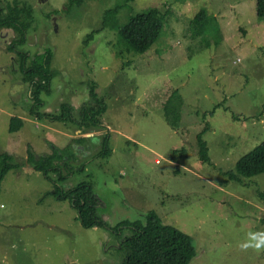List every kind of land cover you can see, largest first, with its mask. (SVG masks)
Here are the masks:
<instances>
[{
	"label": "rangeland",
	"instance_id": "obj_1",
	"mask_svg": "<svg viewBox=\"0 0 264 264\" xmlns=\"http://www.w3.org/2000/svg\"><path fill=\"white\" fill-rule=\"evenodd\" d=\"M16 1L0 0V16ZM68 1L20 0L33 7L35 22L19 50L31 58L53 53L54 77L37 115L33 88L8 50L18 33L0 29V155L21 165L0 182V264H122L120 243L129 230L118 238L83 227L71 204L55 198L57 176L49 181L30 163L31 152L55 149L75 155L62 188L91 182L108 225L145 221L154 211L194 239L190 264H264V250L240 248L249 232L264 231V174L247 178L236 170L264 143V17L257 0H86L67 8ZM117 6L118 15L106 18ZM153 7L168 11L167 23L151 50L133 53L116 24ZM201 11L211 18L208 30L196 28ZM91 83L107 106L100 126L40 117L63 104L78 116ZM14 117L24 126L11 133ZM205 129L210 163L199 154ZM105 135L111 153L103 158Z\"/></svg>",
	"mask_w": 264,
	"mask_h": 264
},
{
	"label": "trees",
	"instance_id": "obj_2",
	"mask_svg": "<svg viewBox=\"0 0 264 264\" xmlns=\"http://www.w3.org/2000/svg\"><path fill=\"white\" fill-rule=\"evenodd\" d=\"M85 1L69 0L67 8L75 5L80 6ZM21 4L20 0H17L14 4L8 6L7 14L2 13L3 16H0V29L12 28L18 33V37L12 40L8 50L18 56L24 79L33 88L35 104L31 111L36 114L35 112L44 106L42 95L50 92L54 77V73L51 71L53 53L50 49H47L43 54L31 58L29 53L19 50L28 42L29 30L35 22L33 7L27 4L21 6ZM256 9L258 16L264 17V0H257ZM118 12V6L108 9L105 12V17H116ZM167 20L168 11L162 12L153 7L131 15L126 22L116 24V29L119 39L126 46V49L136 54H145L151 50L161 36ZM210 20L211 18L206 11H201L194 17L195 23L199 24L196 27L199 30H208ZM93 34L94 32H91L87 35L86 43ZM89 96L90 102L79 109L78 116L74 115V108L71 105L63 104L59 113H43L40 117L43 116L42 118L52 121L70 122L80 128L98 127L101 125L100 118L105 114L107 106L105 100L97 93L95 83L90 85ZM164 110L165 116L168 117L170 106L167 105ZM177 120L178 115L171 121L172 127L177 126ZM23 126L24 120L14 117L10 121L9 131L11 133L19 132ZM207 131L205 129L198 134V145L201 161L210 163L208 144L203 140V135ZM83 142V140H77V143L82 144ZM110 153V137L105 135L103 149L99 156L106 158ZM176 155H178L176 151L171 153L170 158L172 161ZM178 156L185 158L187 156L186 150L182 149ZM73 159H75V155L69 149L64 151L55 149L51 154L40 157H37L33 152L30 153V163L43 173L49 181H53L51 174L57 176V179L53 181L55 183L53 192L55 198L59 201H68L71 204L77 211L83 227L103 228L111 231L118 238L123 236L124 230H129L130 235L122 238L120 243V250L124 256L122 264H190L197 256L194 239L181 229L165 224L154 211L146 214L145 221L124 220L115 226L108 225L99 212L100 200L95 194L91 182L78 183L68 190L62 188V183L70 177L69 161ZM16 166L21 165L14 163V157L8 153L1 154L0 182ZM63 169L67 170V176L62 173ZM236 170L238 174L247 178L264 174V143L240 158L236 164ZM232 175L236 178V175Z\"/></svg>",
	"mask_w": 264,
	"mask_h": 264
},
{
	"label": "clouds",
	"instance_id": "obj_3",
	"mask_svg": "<svg viewBox=\"0 0 264 264\" xmlns=\"http://www.w3.org/2000/svg\"><path fill=\"white\" fill-rule=\"evenodd\" d=\"M242 251L252 249L259 253L264 250V231L261 232H249L247 241L240 245Z\"/></svg>",
	"mask_w": 264,
	"mask_h": 264
}]
</instances>
